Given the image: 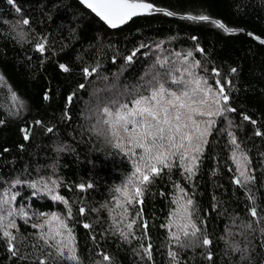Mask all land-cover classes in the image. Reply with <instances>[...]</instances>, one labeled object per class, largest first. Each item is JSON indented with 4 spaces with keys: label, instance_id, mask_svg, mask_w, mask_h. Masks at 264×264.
I'll list each match as a JSON object with an SVG mask.
<instances>
[{
    "label": "trees",
    "instance_id": "obj_1",
    "mask_svg": "<svg viewBox=\"0 0 264 264\" xmlns=\"http://www.w3.org/2000/svg\"><path fill=\"white\" fill-rule=\"evenodd\" d=\"M14 2L19 13L0 0V74L6 81L0 84V200H9L0 212L16 213L8 217L16 227L8 230L18 254L12 256L0 230V264H39L41 259L54 264V250L32 227L47 218L39 213L52 212L65 217L72 229L79 264H264V0H145L176 15L153 12L117 29L108 28L77 0ZM186 14L208 15L235 31L185 19ZM25 18L28 25L22 23ZM39 43L44 52L36 50ZM133 51L137 55L128 63ZM189 51L187 63L199 61L197 75L213 87L219 79L235 111L215 118L194 176L188 178L175 159L148 184L142 204L126 205V222L136 223L125 240L113 225L122 211L113 197L132 165L112 147L102 109L147 94L157 75L175 87L171 77L183 72ZM85 68L97 71L85 76ZM213 69L220 75H213ZM22 129L29 130L28 140ZM234 153L247 157L245 168L253 177L247 185L234 183L239 175ZM41 181L68 204L31 186ZM185 198L193 201L192 218L200 229L195 247L178 246L171 236L175 225L166 226L177 209L175 201ZM252 207L256 217L249 212ZM120 227L127 231L123 223ZM204 236L211 241L207 246ZM149 244L151 259L141 247ZM170 250L177 253L175 261ZM103 254L111 260L104 262Z\"/></svg>",
    "mask_w": 264,
    "mask_h": 264
},
{
    "label": "snow or ice",
    "instance_id": "obj_2",
    "mask_svg": "<svg viewBox=\"0 0 264 264\" xmlns=\"http://www.w3.org/2000/svg\"><path fill=\"white\" fill-rule=\"evenodd\" d=\"M79 2L90 9L97 17H99L110 28L116 29L128 23L132 18L152 14L153 12H164L167 16L176 15L171 11H166L157 8L145 0H79ZM9 5H13L16 12L21 9L15 5L14 0H7ZM188 20H196L200 22H209L216 27L223 29L225 32H234V29L225 27L219 20H213L205 14L184 16ZM24 25L29 24L28 19H23ZM251 36L252 34L249 33ZM195 39V37H193ZM257 39H259L257 37ZM264 43V40H261ZM159 47V45H157ZM36 50L40 52L45 51V45L39 43L36 45ZM202 51V50H201ZM136 51H133L126 57V61L131 63ZM192 56L189 51L184 57L185 66L183 72L179 77L173 75L171 77V84L175 87H167L162 82V77L157 75L149 82L148 87L150 91L147 94H140L138 98L132 100L130 103L119 104L115 101L106 105L102 109V114L105 117L102 123L106 126L107 133L111 136L114 143L112 147L118 149L121 153L128 157L132 165V171L125 179L121 187L115 188L116 196L113 197L116 208L122 209L120 219L117 221L113 219V225L120 236L125 240L131 235V230L136 220L127 221L128 208L126 205L133 203H143L142 196L144 190L152 180L159 176L163 169L172 167V162L179 159L181 168L188 178L195 175L196 165L200 154L203 152V145L207 143V137L210 134L215 118L225 115L228 112H234L235 109L228 106L229 96L225 92V86L217 79L215 87L209 84L204 77L198 76L195 69L200 67V62L188 64V57ZM59 68L64 72H68L69 68L65 64H60ZM97 71L92 68L83 69L85 76H91ZM236 72V69H231ZM213 75L219 76V72L213 69ZM80 88L85 85L81 84ZM15 97V94H13ZM49 98L47 93L44 97ZM68 102L72 101V96L67 98ZM244 120H250L247 115L243 116ZM255 124V121H251ZM3 123V121H0ZM40 124V121H36ZM24 139H29V130L22 129ZM52 132L53 129H47ZM232 136V133H229ZM256 135H261L257 132ZM232 144L239 149L235 137L232 136ZM7 151V149H5ZM233 159L237 163V172L239 175L234 178V183L245 184L253 180L245 168L247 164L246 156L237 157L233 154ZM55 184V181H51ZM38 191L51 194V199L54 201H62L68 204V201L63 196L52 194L53 189L49 188L43 181L40 184L33 183L31 185ZM81 190L85 189V185H78ZM92 185H87L91 188ZM179 187V186H177ZM183 192V189H180ZM33 195H36L34 192ZM15 199V197H12ZM249 199H253L249 196ZM177 209L171 214L169 225H175L177 231L171 233L175 243L180 247H195L198 243V236L200 229L193 220L192 215L194 211L193 201L191 198L183 200H176ZM9 200H0V209L3 205L8 204ZM80 213H85V208H80ZM252 217L258 215L255 207L249 209ZM71 208L68 209V216H71ZM16 213L12 210L8 211L7 216L0 212V230L8 241V250L12 256L18 253L15 249L13 241L15 237L8 229L15 228L14 221L9 220L8 217L15 216ZM20 215L27 217V213L20 210ZM39 216H46L43 223L33 224L32 227L39 232V238L43 240L44 244L55 252L54 264H61L62 261H73L74 264H79V258L76 253L75 236L72 229L68 226L66 218L60 216L56 212L50 214L39 213ZM137 215H141L138 213ZM124 224V231L120 224ZM85 228L90 225L84 224ZM145 235L147 230V222L143 224ZM250 227V225H249ZM45 228L47 230H45ZM211 241L204 236L202 244L207 246ZM143 248L144 254L151 259V244ZM67 250V251H65ZM239 250V249H235ZM52 253H49L51 256ZM169 256L175 261L177 253L170 250ZM211 259V254L208 256ZM104 262H109L111 257L107 254L102 255ZM39 264H46V259H41Z\"/></svg>",
    "mask_w": 264,
    "mask_h": 264
},
{
    "label": "water",
    "instance_id": "obj_3",
    "mask_svg": "<svg viewBox=\"0 0 264 264\" xmlns=\"http://www.w3.org/2000/svg\"><path fill=\"white\" fill-rule=\"evenodd\" d=\"M78 2H79V0H77ZM80 3V2H79ZM81 4V3H80ZM82 5V4H81ZM85 9H87L86 8V6H84V5H82ZM88 11H90L91 12V10L90 9H87ZM92 13V12H91ZM92 14H94V13H92ZM95 15V14H94ZM96 16V15H95ZM97 17V16H96ZM101 22H103L99 17H97ZM104 23V22H103ZM105 24V23H104ZM127 24V23H126ZM108 28H110L107 24H105ZM122 26H124V25H122ZM122 26H120V27H122ZM120 27H118V28H120ZM110 29H112V28H110ZM117 29V28H116Z\"/></svg>",
    "mask_w": 264,
    "mask_h": 264
},
{
    "label": "rangeland",
    "instance_id": "obj_4",
    "mask_svg": "<svg viewBox=\"0 0 264 264\" xmlns=\"http://www.w3.org/2000/svg\"><path fill=\"white\" fill-rule=\"evenodd\" d=\"M0 84H2V85H4V84H6V81H5V79L3 78V76L0 74ZM15 99L18 101L19 100V98L18 97H16L15 96ZM18 102H20V101H18Z\"/></svg>",
    "mask_w": 264,
    "mask_h": 264
}]
</instances>
